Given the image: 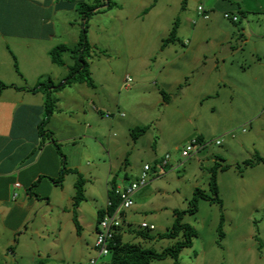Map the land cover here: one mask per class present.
Instances as JSON below:
<instances>
[{
  "label": "rangeland",
  "instance_id": "obj_1",
  "mask_svg": "<svg viewBox=\"0 0 264 264\" xmlns=\"http://www.w3.org/2000/svg\"><path fill=\"white\" fill-rule=\"evenodd\" d=\"M81 1L108 4V0ZM112 2L114 6L107 18L109 23L113 20L116 23L115 33L103 31L107 20L102 15L94 18L97 22H90V19L89 27L90 24L92 27L88 28L89 41V29H92L91 38L99 43L94 47L97 57L89 60L90 69H95L101 84H107L108 91H105L104 97L110 103L122 100L120 108L115 111L105 107L106 113L111 114L110 118L103 115L97 121L96 117L94 132L100 135L106 146L103 148L97 143L94 158L89 160L95 166L98 163L101 165L95 172V197L89 196L85 203L88 206V220L96 223L98 209L106 206L107 187H111L113 177L116 176L119 185L130 184L139 178L144 164L155 165L157 169L153 168L150 172L154 179L135 193L134 205L125 211L128 224L124 230L131 231L125 232L124 240L162 252L184 240V230L175 238H161L160 235L172 230L179 213L192 208L191 200L195 192L202 190L215 197L210 189L211 171L215 168L220 202L199 199L196 213L182 215V223L192 226L195 235L192 245L181 251L177 264H264V161L257 162L264 158V0H221L228 4V8L233 6V10H225L229 13L244 9L249 21L248 30L254 32L246 33V43L233 30L232 20L224 17L226 23L231 25L219 27L213 26L210 19L199 18L198 6L203 4L208 8L204 0ZM116 6L130 11L131 20L140 27L121 26V20L130 14L114 11ZM101 9L109 10L110 7ZM69 20L83 28L79 10L72 15L69 13V18L62 19V22L68 24ZM195 20L197 23H194ZM174 26L176 37L170 45L166 43L168 47L164 52L159 51L163 40L154 41V45H157L152 60L144 57L145 52H134L132 46L129 53H123L121 58H102V54L108 53L104 48L112 44L120 47L118 43L124 41L119 39L123 38V29L128 37L148 36L155 40L158 36L167 39ZM71 33H76V27L71 28ZM63 55L67 63H74L71 52ZM149 62L153 71H144ZM153 62H156L155 66ZM207 62L208 66L203 67V63ZM200 65L201 71L198 70ZM63 70L65 77H68L70 71L66 68ZM110 73L109 81L106 77L103 82L104 75ZM211 73L217 80L220 78L227 82L221 88L217 87L218 94L203 99L197 92L199 78ZM128 75L133 82L130 87L124 88V79ZM140 80L149 83L152 93L148 101H140L137 107L133 96ZM164 91L168 100L164 98ZM173 94L178 95L177 100L176 97L172 100ZM179 107L183 114L177 111ZM119 113L125 117H119ZM136 113L147 115L148 120L140 121ZM130 123L133 126L127 144L113 147V142L127 141ZM144 124L147 126L146 134L135 138L132 130ZM244 128L246 131H243ZM200 135L205 138L199 140L204 147L184 160L182 150ZM106 139L113 141L109 154L107 151L111 148L105 143ZM218 140L220 144L216 143ZM167 153L171 155L170 165L162 167L161 160ZM155 157L158 159L156 163L153 161ZM248 160L253 164L246 165ZM125 173L128 174L127 180ZM222 216L225 235L220 240L218 226ZM143 222L154 224L156 229H142ZM144 231L155 238L145 240L140 235ZM15 247L8 248L10 256L12 250L16 252ZM24 253L29 254L30 248L19 251V254ZM94 254L98 256L97 249ZM38 255L37 252L39 259ZM31 257L22 255L20 264H33ZM174 260L169 256L162 260L155 259L151 264H175ZM106 262L113 264L111 255L99 258V264Z\"/></svg>",
  "mask_w": 264,
  "mask_h": 264
},
{
  "label": "crops",
  "instance_id": "obj_2",
  "mask_svg": "<svg viewBox=\"0 0 264 264\" xmlns=\"http://www.w3.org/2000/svg\"><path fill=\"white\" fill-rule=\"evenodd\" d=\"M204 2L209 8V19L213 26L231 25L226 23L223 13L227 12L225 11L227 9L233 10L232 5L228 8V4L222 3L221 0ZM107 6L108 4L105 8ZM112 9L110 7L109 10H98L90 22H97L94 18L102 15L107 20L103 31L114 34L116 23L114 20L109 23L107 18ZM114 9L130 14L126 15L125 20H121V26L140 27L131 20V12L124 11L125 7L116 6ZM69 13L71 15L78 13V2L0 0V83L16 86L5 87L0 91V264H20L22 255H31L33 264H83L90 258L97 257L94 253L98 211L106 206L98 209L97 221L94 223L88 220V206L85 204L89 196L95 197L93 195L95 172L101 165L98 163L95 166L89 163V160L94 158L96 145L99 144L103 148L106 146L100 135L94 132L95 121L96 117L97 121L99 117L103 118L106 113L105 107H110L114 109L113 111L119 109L122 100L110 103L108 98L104 97L105 91H108L107 84H101L95 69L91 68L94 86L76 82L54 92L57 107L45 126L49 133L44 135L40 131V126L46 118V91L43 88L33 90L48 80H52L55 85L62 84L61 82L66 79L63 69L70 71L71 65L65 61L64 55L63 64H58L51 58V51L59 45L70 48L78 46L82 28L70 20L68 24L62 22V19L69 18ZM231 13L240 15L239 22L231 21L235 26L232 28L240 34L239 39L246 43L249 21L244 9H237ZM73 26L76 27L74 34L71 33ZM91 27L92 24L89 28ZM122 32L123 38L119 39L124 41L118 43L120 47L112 44L104 48L108 53L102 54L103 59L115 56L121 58L123 53H129L132 46L134 52H145L147 57H144L152 60L157 45V43L154 45V41L163 40L159 49L161 52L170 45V42L168 45L164 44L166 38L162 36L154 40L148 36L128 37L124 29ZM249 32L254 34L253 31ZM91 33L92 29H89L90 42L95 47L99 43L92 40ZM151 64L149 62L144 71L146 69L153 71ZM155 64L156 62H153L154 66ZM198 65L199 63L196 66ZM201 65L198 70L202 68ZM203 65L208 66V62ZM110 76L111 73L104 75L103 82L106 77L109 81ZM216 80L213 73L199 78L197 92H200V97L204 99L218 94L217 87L221 88V85L227 82L219 78L217 83ZM137 85V92L133 97L138 107L140 101H148L152 90L146 80H140ZM177 96L173 94L172 100L175 97L177 100ZM137 107L135 111L138 110ZM177 111L184 113L180 107ZM121 114H118L119 117H125ZM136 115L140 121L148 120L147 115L141 116L138 113ZM128 125L130 126L127 141H111L112 144L106 139L105 143L107 142L109 147L111 144L113 147L116 144H127L133 123ZM110 148L108 154L112 151V146ZM153 161L156 163L158 159L155 157ZM154 168L157 169L155 165ZM141 170L142 168L139 173ZM81 177L84 178L85 200L75 207L76 183ZM113 178L116 181V176ZM124 178L127 180V173ZM60 179L62 182L58 183ZM17 181L22 187L18 190L19 196L13 199L14 183ZM116 184L119 185L117 181ZM126 185L128 184L124 183L119 186ZM108 191L107 187L109 199ZM76 220L80 224V230ZM126 231L131 230H124L122 234L124 243L129 242L124 240ZM18 235L20 237L17 241ZM14 245L16 252L12 250L10 256L7 250ZM27 248H30L29 254H19V251L23 252ZM98 262L99 260L96 264H99ZM112 263L115 264L114 261Z\"/></svg>",
  "mask_w": 264,
  "mask_h": 264
},
{
  "label": "trees",
  "instance_id": "obj_3",
  "mask_svg": "<svg viewBox=\"0 0 264 264\" xmlns=\"http://www.w3.org/2000/svg\"><path fill=\"white\" fill-rule=\"evenodd\" d=\"M70 2H78L79 5V12L83 18V28L80 34V40L78 46L75 48H70L68 46L59 45L51 51V58L54 62L58 64H63L64 60L62 58L63 53L69 51L72 54V58L74 63L70 66V73L68 77L64 80L62 84L55 85L52 80H48L46 82L40 83V85L33 90L36 91L38 89L43 88L46 91V99H45V108H46V118L42 122L40 126V131L42 134H48L49 132L45 130V126L50 118L51 115L55 112L57 107V98L54 95V92L57 90L63 89L69 84L73 83H87L90 86H94L95 82L91 74L90 70V63L89 60L94 57V47L89 41L88 37V28H89V20L91 17L103 8L105 5L104 3L99 5L98 3H87L81 0H66ZM98 1V0H96ZM109 5L108 7H113L112 0H108ZM176 37V27L174 26L171 35L165 39L164 44L167 42H171ZM15 85H7L4 83H0V91L5 87H10ZM16 87V86H15ZM164 98L168 100L167 94L164 92ZM147 131V126L137 127L132 130V135L135 138H139L140 135H143ZM199 140H203V136L200 135ZM264 161V158H260L257 162ZM246 165L253 164L252 161H246ZM215 169V168H214ZM214 169L211 171V180H210V189L212 194L215 197H211L210 194L204 192L202 190H197L194 194V197L191 200L192 208L188 211L179 213L175 219L174 226L172 230L168 231L160 235L161 238L169 237L175 238L177 237L180 232H183L185 238L182 241L176 243L174 247L165 249L162 252H157L152 249L142 248L141 245L137 243H124L122 240V234H117L114 240V244L111 245V254L113 257V261L115 264H150L155 259H166L167 257H173L175 259V264L178 263V257L181 251L186 248L190 247L193 243V237L195 235V230L192 226L188 224L182 223V215L186 213L194 214L198 210V202L199 199H208L212 202H220L218 196V183H217V176ZM113 179L110 183L111 187L109 188V200L113 202V206L109 207L110 210H113L119 204V196L116 194L115 190L117 187L116 181ZM62 179L58 181L61 183ZM85 190H84V178H80L79 181L76 183V195H75V203L74 206L77 207L81 204L82 201L85 200ZM104 210L98 211V220L102 217ZM76 225L78 230H80V224L76 220ZM223 225H224V218L221 217V221L218 226L219 231V238L220 240L223 239L225 233L223 232ZM144 239H154V236H151L148 231L141 232L140 234Z\"/></svg>",
  "mask_w": 264,
  "mask_h": 264
},
{
  "label": "built area",
  "instance_id": "obj_4",
  "mask_svg": "<svg viewBox=\"0 0 264 264\" xmlns=\"http://www.w3.org/2000/svg\"><path fill=\"white\" fill-rule=\"evenodd\" d=\"M197 13L200 18H210L209 10L203 4L198 6ZM224 17L226 19L232 20L233 22L240 21V15L238 14L224 12ZM196 22L197 21L195 20L194 23ZM132 82V77L129 75L126 76L123 87H130ZM105 115L108 118L111 117V114L109 113H106ZM113 115L116 116L117 114ZM121 116H124V114L122 113ZM243 131H246V129L244 128ZM232 135L235 136V133L233 132ZM216 143L220 144V141L218 140ZM203 147L204 143L199 141L198 138H194L191 143L182 150L184 160H187L195 155ZM170 159L171 155L167 153L161 160L162 167H168L170 165ZM153 168L154 166L149 163L144 164L139 178L133 180L126 186L118 185L116 187L115 192L119 196V204L114 207L113 210H110L109 207L113 206V202L108 199L107 205L103 209L104 213L97 222L95 247L98 250V256L90 258L83 264H96L100 257L111 254V245L115 243L114 240L116 235L120 233L123 234L125 225L128 224V222L125 220V211L134 205L133 197L135 193L154 179L150 174V172L153 171ZM21 187L22 184L20 182L17 181L14 183L15 191L13 192V199H16L19 196L18 190ZM141 228L149 231L156 229L154 224H148L147 222H143L141 224Z\"/></svg>",
  "mask_w": 264,
  "mask_h": 264
},
{
  "label": "water",
  "instance_id": "obj_5",
  "mask_svg": "<svg viewBox=\"0 0 264 264\" xmlns=\"http://www.w3.org/2000/svg\"><path fill=\"white\" fill-rule=\"evenodd\" d=\"M108 5H109V1H108Z\"/></svg>",
  "mask_w": 264,
  "mask_h": 264
}]
</instances>
